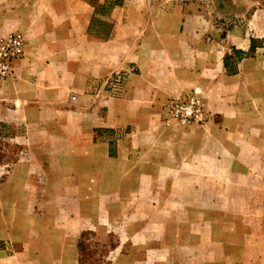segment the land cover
<instances>
[{
  "label": "crops",
  "instance_id": "1",
  "mask_svg": "<svg viewBox=\"0 0 264 264\" xmlns=\"http://www.w3.org/2000/svg\"><path fill=\"white\" fill-rule=\"evenodd\" d=\"M96 6L0 0V36L19 30L25 41L24 55L0 85V126L16 129L9 140L29 151L9 176L35 162L45 175L67 160H90L92 169L122 163L124 175L141 179L130 198L147 190L152 176L156 195L159 179L168 176V197L157 195L149 207L169 210L164 228L187 233L185 247L166 254L171 264L182 256L194 264H264V120L257 121L250 101L237 99L242 75L226 74L217 32L173 0H122L104 15ZM117 73L124 86L114 97L105 88ZM197 90L209 100L207 119L163 127L168 99ZM105 129L122 131L112 138L113 156ZM178 177L185 180L174 186ZM164 228L162 239L170 238Z\"/></svg>",
  "mask_w": 264,
  "mask_h": 264
},
{
  "label": "rangeland",
  "instance_id": "2",
  "mask_svg": "<svg viewBox=\"0 0 264 264\" xmlns=\"http://www.w3.org/2000/svg\"><path fill=\"white\" fill-rule=\"evenodd\" d=\"M101 1L93 0L98 15L108 14L122 3V0ZM173 2L189 8L194 16L206 20L214 28L220 47L216 42L214 46L222 54V59L230 57L226 74L242 75V81H236L240 84L237 99L250 101L257 121L264 120V0ZM103 21L104 27L110 24ZM233 30L237 32L231 33ZM252 39L255 41L254 52L249 51ZM210 41L213 42V38ZM229 80L235 82L236 79L231 76ZM193 92L201 96L208 109L209 100L201 94L202 91ZM175 99H168L163 107L159 118L163 127H186L165 123L169 105ZM206 117L205 111L198 124ZM211 119L218 121V116L213 114ZM104 131L110 142L109 153L115 155L112 138H118L122 131ZM15 132L16 129L10 126H0V264H171L166 254H170L174 246L185 247V230L164 228V222L170 217L169 210L162 213L149 207L157 195L159 200L168 197L172 178H160L163 187L155 195L157 183L152 176L147 190L136 192L130 198L129 191L138 188L141 179L133 174L124 175L126 167L124 169L122 163H104L99 169H92L90 160H67L60 172L52 169L45 175L35 162L31 168L22 166L18 176H9L11 164L29 152L15 140H9ZM34 146L38 147L37 152L41 151V146ZM55 166L53 162L52 168ZM173 180L174 186H178L185 178ZM64 187L79 191L61 192ZM145 204L148 206L144 209L141 206ZM141 220L148 222L142 228ZM162 228L170 238L162 239ZM77 242L81 244L79 250ZM181 259L180 264L183 261L184 264H194L187 263L186 256Z\"/></svg>",
  "mask_w": 264,
  "mask_h": 264
},
{
  "label": "built area",
  "instance_id": "3",
  "mask_svg": "<svg viewBox=\"0 0 264 264\" xmlns=\"http://www.w3.org/2000/svg\"><path fill=\"white\" fill-rule=\"evenodd\" d=\"M24 48L25 41L20 32L0 36V85L12 75L16 62L24 55ZM123 83V75H115L108 84V94L114 97L119 96L123 91ZM205 109L201 96L193 92L170 103L165 123L169 125L173 122L180 126L198 123L204 117Z\"/></svg>",
  "mask_w": 264,
  "mask_h": 264
},
{
  "label": "trees",
  "instance_id": "4",
  "mask_svg": "<svg viewBox=\"0 0 264 264\" xmlns=\"http://www.w3.org/2000/svg\"><path fill=\"white\" fill-rule=\"evenodd\" d=\"M254 43H255V41L252 39L251 41H250V48H249V51L250 52H254L255 51V45H254ZM237 53H241V54H244L242 51L240 52V51H238ZM246 54V53H245ZM244 54V55H245ZM230 59V57H228V56H226L224 59H223V64H224V67H225V69L227 70L228 69V67H229V65H228V60ZM110 154V156H113L114 154H111V153H109ZM80 242H77V246H78V250H79V248H80Z\"/></svg>",
  "mask_w": 264,
  "mask_h": 264
}]
</instances>
